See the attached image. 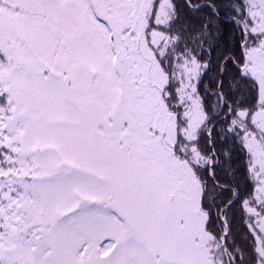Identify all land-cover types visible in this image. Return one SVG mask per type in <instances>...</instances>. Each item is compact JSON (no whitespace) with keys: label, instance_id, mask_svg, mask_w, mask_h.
Instances as JSON below:
<instances>
[{"label":"snow or ice","instance_id":"6c2138e0","mask_svg":"<svg viewBox=\"0 0 264 264\" xmlns=\"http://www.w3.org/2000/svg\"><path fill=\"white\" fill-rule=\"evenodd\" d=\"M0 264H264V0H0Z\"/></svg>","mask_w":264,"mask_h":264}]
</instances>
